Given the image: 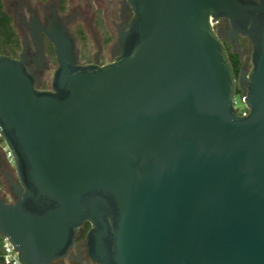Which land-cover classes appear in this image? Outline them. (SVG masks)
<instances>
[{"label": "water", "instance_id": "water-1", "mask_svg": "<svg viewBox=\"0 0 264 264\" xmlns=\"http://www.w3.org/2000/svg\"><path fill=\"white\" fill-rule=\"evenodd\" d=\"M127 1L109 63H81L55 9L50 26L33 19L36 55L27 40L0 53V133L18 179L15 202L0 194V235L21 264L65 255L86 221L102 264H264V0ZM221 17L253 43L238 79Z\"/></svg>", "mask_w": 264, "mask_h": 264}, {"label": "flooded vegetation", "instance_id": "flooded-vegetation-1", "mask_svg": "<svg viewBox=\"0 0 264 264\" xmlns=\"http://www.w3.org/2000/svg\"><path fill=\"white\" fill-rule=\"evenodd\" d=\"M66 2L69 9L64 12ZM6 9L13 16L14 25L20 35L21 42L27 40L30 43L29 55L37 54L32 44L33 19L38 18L44 26H50L49 18L55 9L58 11L60 19L69 26V30L77 42L79 34H84L81 26L93 37L96 45L93 57L87 60L80 58L81 63L99 65L113 61L120 54L119 33L128 28L134 15L133 8L127 0H37L36 2L33 0H10L9 8L7 6ZM216 27L228 50L232 64L238 69L235 71L238 79L243 68L251 67V61L249 64L246 62L253 52L252 40L241 33L235 35L233 26L226 17L219 18ZM43 34L44 41H50L46 34ZM78 52L80 57L81 50L79 47ZM103 57H108V59L103 61ZM31 64L35 67L33 62ZM42 76L44 77V72ZM239 89L238 87L237 91ZM0 171L4 178V193L1 196L9 202H15L16 197L12 193V186L9 181L12 179L14 182H18L16 173L5 163L0 165ZM5 173L7 175H4ZM91 227L89 221L84 222L78 228L74 244L67 250L66 254L54 258L49 264H102L89 253L88 233Z\"/></svg>", "mask_w": 264, "mask_h": 264}, {"label": "rangeland", "instance_id": "rangeland-1", "mask_svg": "<svg viewBox=\"0 0 264 264\" xmlns=\"http://www.w3.org/2000/svg\"><path fill=\"white\" fill-rule=\"evenodd\" d=\"M6 3H7V0H5ZM37 0H33V2H36ZM6 7H7V4H6ZM64 12L68 11L69 9V5L65 4V7H64ZM84 30V34H79L78 36V47L79 49L81 50V56L80 58L82 60H87V59H91L93 57V53H94V50H96V45H95V42L93 40V37L84 29L83 26H81ZM74 30H76V28H73ZM45 47H46V52H47V55H48V58H49V62L52 64V65H55L56 64V55H55V52H54V46L52 44V42L50 41H46L45 42ZM22 50V47H20L19 49L16 50V56H18V54L21 52ZM108 59V57H103V61H106ZM48 83H50V75L48 73L45 74L44 76V79H43V82H42V85H41V88H50ZM235 103H236V106L239 107L242 110L246 109V105L245 103L242 101V91L239 89L236 93V97H235ZM2 146V142L0 141V147ZM7 158V157H6ZM8 163H9V166L11 167V169L16 173L15 171V167H14V164L12 161H10L8 158ZM3 176H2V173L0 172V194H3L4 193V182H3Z\"/></svg>", "mask_w": 264, "mask_h": 264}, {"label": "trees", "instance_id": "trees-1", "mask_svg": "<svg viewBox=\"0 0 264 264\" xmlns=\"http://www.w3.org/2000/svg\"><path fill=\"white\" fill-rule=\"evenodd\" d=\"M20 47H22V42L20 40V35L18 34V31L14 25L13 16L6 9V1L0 0V53H7L12 56H16V50ZM234 69L235 71L238 70L237 67L235 68V66ZM0 163V165L4 164V158L1 153ZM0 264H4L1 255Z\"/></svg>", "mask_w": 264, "mask_h": 264}, {"label": "built area", "instance_id": "built-area-1", "mask_svg": "<svg viewBox=\"0 0 264 264\" xmlns=\"http://www.w3.org/2000/svg\"><path fill=\"white\" fill-rule=\"evenodd\" d=\"M242 101L245 103V97L243 95H242ZM235 106H236V103H235ZM237 108H238V111L240 114H242V115L248 114V108L247 107H246V109H244L242 111L239 107H237ZM0 141L2 142V147L4 149L6 157L10 161H12L9 148H8L7 144L5 143V141L3 140L1 133H0ZM0 255L3 258L4 264H21L17 250L15 249V247L13 246V244L11 243L9 238L4 236V235H0Z\"/></svg>", "mask_w": 264, "mask_h": 264}]
</instances>
